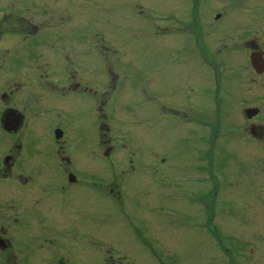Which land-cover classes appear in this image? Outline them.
<instances>
[{"label":"flooded vegetation","instance_id":"af4514ba","mask_svg":"<svg viewBox=\"0 0 264 264\" xmlns=\"http://www.w3.org/2000/svg\"><path fill=\"white\" fill-rule=\"evenodd\" d=\"M148 1L0 0V264H185L154 200L227 211L209 264H264V0Z\"/></svg>","mask_w":264,"mask_h":264},{"label":"rangeland","instance_id":"374dc122","mask_svg":"<svg viewBox=\"0 0 264 264\" xmlns=\"http://www.w3.org/2000/svg\"><path fill=\"white\" fill-rule=\"evenodd\" d=\"M148 2H149L148 0H139L138 5L143 4L145 6L148 5L153 6V3H148ZM137 26L141 28V23L138 22V25L136 24L134 27ZM138 34L139 36L142 37L134 38L136 40H134L130 44L135 51L133 55V63H134L133 69L136 70V73L134 72L135 78H138V81H143L145 83L144 80L145 71L148 69V67L151 64L149 59V56L151 55L146 51V48L144 46L146 43L142 39L146 37L147 31L138 30ZM144 89L142 93L139 89L136 88L137 94L144 96V92H145ZM122 92H123L122 90L119 91L118 96L122 94V96L126 98V100L123 102H125L129 107H131L132 110H130L129 107L119 102L121 107L125 109V111H134V112H136L137 110L141 111V108L139 106L140 104H142L141 100H139L137 97L135 99L134 96H129L128 94ZM144 127H145V123L139 121L137 128H144ZM157 140H160L162 142L161 144H163V146L161 147L154 145V150L159 151L160 154L158 157L159 160L160 157H163L167 162L178 161L180 159V148L182 147L179 146V139L177 132H170L168 135H165L161 138H159V135L157 133H154L153 142H156ZM157 183L160 184L161 181H157ZM104 195L106 198L104 202L98 197L97 193L91 192L89 197L93 201H100L101 208L99 210H104L105 213H110L112 212L110 210L113 207V203L116 202L113 200L114 198H112L111 195H108L107 193H105ZM126 196H127V200L125 202L124 211H136V215H138L140 211H144L142 208L141 200L139 199L138 196H131V195H126ZM225 199L223 198V200ZM172 201L176 203L174 206L175 209L181 210L180 209L181 203H177L176 200H172ZM153 205H154L153 211L154 213H156V216L154 217V223H163L165 225V229L181 230L179 231V238L182 240L180 253H176L175 257L181 258V260L184 261L185 264H209L208 262L203 260L205 259L204 252L206 249L203 247L207 244L201 242L199 243V241L204 240L201 239V236L202 237L204 236L205 238L206 232L208 233V230L211 229V226L213 224L218 223V221L221 223L226 222L227 211H169L167 210L165 204H162L160 201H156V200H154ZM91 212L94 213L95 211H91ZM152 222H153V217H152ZM203 226H204L203 232H200V227L203 228ZM197 227H198V231H195ZM170 239H177V236L170 237Z\"/></svg>","mask_w":264,"mask_h":264}]
</instances>
